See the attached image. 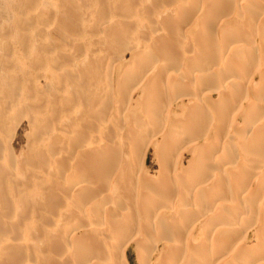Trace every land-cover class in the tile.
<instances>
[{"label": "bare ground", "instance_id": "bare-ground-1", "mask_svg": "<svg viewBox=\"0 0 264 264\" xmlns=\"http://www.w3.org/2000/svg\"><path fill=\"white\" fill-rule=\"evenodd\" d=\"M128 1L100 16L129 13L105 25L114 58L75 51L103 92L1 102L0 141L13 107L36 127L18 157L0 142V264H128L131 242L140 264H264V0Z\"/></svg>", "mask_w": 264, "mask_h": 264}, {"label": "rangeland", "instance_id": "rangeland-1", "mask_svg": "<svg viewBox=\"0 0 264 264\" xmlns=\"http://www.w3.org/2000/svg\"><path fill=\"white\" fill-rule=\"evenodd\" d=\"M125 2L129 1L125 0ZM105 4L110 5L108 0H0V103L9 101L10 104L19 106L18 102L21 103L29 88L37 89L41 86L47 90H55L56 94L61 95L59 104L62 105L63 101L65 102L64 98L72 95L69 81L72 83L73 80L81 89H88L92 85L93 91L96 88V92H100L101 87L103 92L107 87L105 81L108 82L110 74L107 65L103 68L99 66L98 60L76 55L75 51L90 45H92L91 48H99L100 58L104 61L106 59L104 65L110 57L116 56L113 46L107 45L108 33L105 25L110 22V24L123 26L122 23L129 20V13L126 10L115 13L117 16L112 13L109 22L104 23L100 16L105 9ZM50 58L53 60L50 61ZM82 60L86 65L77 64ZM51 74L55 75L57 80L54 81V89L52 82L49 81ZM105 77L107 79L104 80ZM2 103L0 109H2ZM11 110L12 108L8 110L10 112L7 113L6 118L13 117L16 120L8 124L9 129L6 130L0 142L2 145L7 144L12 147L15 156L18 157L21 155L20 152L26 149L29 136L33 139L36 124L29 126L27 118L29 115L26 114V117L21 119L16 116L19 109L13 107ZM66 113L69 112L66 110ZM155 150L156 148L151 146L146 154V167L152 173L158 171L160 166ZM184 152L179 158V165L183 163L181 167H185L191 157L190 151ZM246 221L244 224L240 222L241 227L247 225ZM65 223L67 227L72 228L71 222ZM159 233L161 231L157 233V236ZM197 234L195 237L198 236ZM154 236L157 237L156 234ZM155 239L158 240L159 236ZM253 239L251 238L248 242H253ZM29 244L31 249L40 253L34 239H29ZM158 247L162 248V244ZM142 248L145 247L133 242L129 244L126 249L128 264H140V258L147 256H144ZM140 249L143 256L138 255L141 253ZM156 252L153 258H156Z\"/></svg>", "mask_w": 264, "mask_h": 264}]
</instances>
